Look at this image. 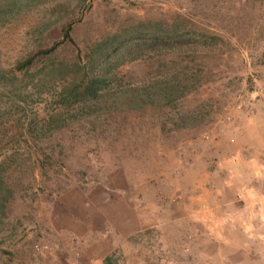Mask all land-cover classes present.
<instances>
[{
	"label": "rangeland",
	"instance_id": "rangeland-1",
	"mask_svg": "<svg viewBox=\"0 0 264 264\" xmlns=\"http://www.w3.org/2000/svg\"><path fill=\"white\" fill-rule=\"evenodd\" d=\"M139 23L158 24V31L177 26L191 38L204 33L222 43L145 49L114 71L103 98L88 103H60L61 92L68 93L62 91L68 71L46 78L45 88L38 85L45 68L84 64L95 45ZM68 25L71 40L64 41ZM178 56L182 68L188 65L180 78L190 77L193 85L176 108L129 109L119 100L179 71L171 62ZM167 112L198 113L197 126L175 130L166 123L164 129ZM238 125L256 139L264 127V0H89L84 6L80 0H30L0 14V175L6 197L0 264H93L95 255L88 253L96 252L102 235L114 237L125 259L163 264L167 254L160 245L171 249L184 239L177 234L182 228L148 225L121 239L123 213L156 207L158 197L179 200L170 178L190 148L202 150L224 134L232 143ZM75 231L84 233L79 238ZM230 237L240 241V232L231 229ZM253 245L244 260L264 264V243ZM172 254L191 259L189 253Z\"/></svg>",
	"mask_w": 264,
	"mask_h": 264
},
{
	"label": "crops",
	"instance_id": "crops-1",
	"mask_svg": "<svg viewBox=\"0 0 264 264\" xmlns=\"http://www.w3.org/2000/svg\"><path fill=\"white\" fill-rule=\"evenodd\" d=\"M236 133L232 143L224 134L217 140H209L202 150L190 148L183 167L170 178L176 181V184L172 181L170 187L179 200L166 202L158 197L154 202L158 208L149 203L144 208L149 210L142 209L139 213L129 208L128 214L123 213L126 233L119 238L126 239L148 225L161 230L176 223L183 230L177 234L184 239L169 244L171 249L161 244L160 249L167 254L161 262L219 264L218 259H222L224 264H247L243 255L248 250L246 247L264 243V127L257 139L253 132L246 133L245 127L240 125L235 128ZM238 138H242L241 142ZM234 228L240 232V241L230 237ZM82 234L75 231L79 238ZM100 239L95 245L96 252L90 249L88 253V258L95 255L93 264H103V259L118 248L114 237L102 235ZM191 240L200 246L194 247ZM178 251L182 256L189 253L191 259L176 258L172 253ZM130 258L138 264L146 262V258L139 262L136 257Z\"/></svg>",
	"mask_w": 264,
	"mask_h": 264
},
{
	"label": "trees",
	"instance_id": "trees-1",
	"mask_svg": "<svg viewBox=\"0 0 264 264\" xmlns=\"http://www.w3.org/2000/svg\"><path fill=\"white\" fill-rule=\"evenodd\" d=\"M89 0H80L81 5H87ZM30 0H0V14H7L12 8L23 7L29 4ZM82 7V6H80ZM160 26L158 24H144L139 23L128 29H124L109 38L108 43H101L90 49L87 55V61L82 64L73 66H58L45 68L41 72V78L38 82L42 88L46 87V78L52 79L57 74H64L69 72L71 79L63 84L62 91L68 90L60 94V103L64 106L75 103H88L94 100L103 98L101 92L108 89L112 78L115 76L114 71L122 64L130 61H135L141 57V53L145 50H155L158 47L166 48L169 51L176 46L182 47L187 45L200 44L202 46H216L222 43V40L217 36H210L208 34H197L199 38H191L189 32H178V27L173 26L171 30L158 31ZM154 28L149 33H143L142 29ZM157 28V29H156ZM71 26L68 25L62 30V37L64 41L71 40L70 38ZM196 35V34H195ZM53 48L45 50V53L51 52ZM180 56V55H179ZM177 57L176 60H171L175 65H179V71L171 72V76L163 81H158L150 90L144 88L142 92L140 89H130L128 93L130 98H122L119 100L123 104H128L129 109H136L144 105H150L153 108L173 109L176 108V102L183 99L185 95L191 91L192 80L190 77L180 78L181 69H185L188 65L182 68V59ZM180 72V73H179ZM44 78V79H43ZM63 80H66L63 77ZM64 90V91H65ZM198 113L195 112H177L175 116H169L168 112L165 114V129L166 123L173 125V129H188L195 128L198 123ZM54 123V122H52ZM3 176L0 175V214L2 213V203L6 200L3 194L4 186ZM8 191V190H7ZM131 263L130 257L124 258L119 251L114 250L111 254L103 259V264H127Z\"/></svg>",
	"mask_w": 264,
	"mask_h": 264
}]
</instances>
